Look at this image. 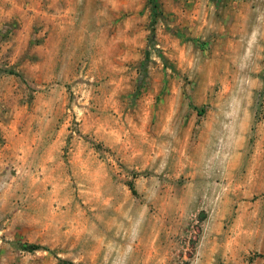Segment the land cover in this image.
<instances>
[{
  "label": "rangeland",
  "instance_id": "obj_1",
  "mask_svg": "<svg viewBox=\"0 0 264 264\" xmlns=\"http://www.w3.org/2000/svg\"><path fill=\"white\" fill-rule=\"evenodd\" d=\"M0 264H264V0H0Z\"/></svg>",
  "mask_w": 264,
  "mask_h": 264
},
{
  "label": "trees",
  "instance_id": "obj_2",
  "mask_svg": "<svg viewBox=\"0 0 264 264\" xmlns=\"http://www.w3.org/2000/svg\"><path fill=\"white\" fill-rule=\"evenodd\" d=\"M151 2H152V5H154V0H151ZM28 247L30 249H34V248L38 247V245L33 244V245L28 246Z\"/></svg>",
  "mask_w": 264,
  "mask_h": 264
}]
</instances>
